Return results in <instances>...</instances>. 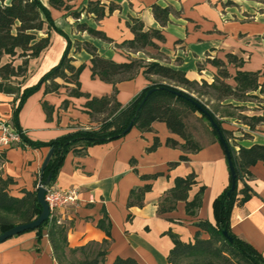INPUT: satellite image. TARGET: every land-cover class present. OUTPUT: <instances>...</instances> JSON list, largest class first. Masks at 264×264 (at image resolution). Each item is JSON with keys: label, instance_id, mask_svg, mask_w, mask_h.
<instances>
[{"label": "crops", "instance_id": "0c3cea01", "mask_svg": "<svg viewBox=\"0 0 264 264\" xmlns=\"http://www.w3.org/2000/svg\"><path fill=\"white\" fill-rule=\"evenodd\" d=\"M10 1L6 0V3ZM49 1L41 0L50 9L57 27L71 40L69 56L72 63L86 65L80 74L81 91L91 97L111 95L115 85L92 76V54L83 46L76 49L77 42H89L97 48L98 55L119 63L130 59L158 61L183 70L187 78L199 82L213 83L217 79L219 67L212 60L220 59L231 75L225 79L228 84L236 86L234 76L237 71H247L259 73V83L264 85V0H66L70 10L52 7ZM91 1H98L104 7L106 16L103 19L98 20L94 13L86 12ZM154 5L170 8L165 25L156 19ZM110 7L113 9L111 12ZM75 10L81 11L79 18L72 14ZM133 20L141 21L144 31H162L164 40H155L158 48L134 51L124 44L135 36L129 26ZM81 23L104 32L108 39L81 30L78 27ZM67 44L64 35L51 32V44L39 57L29 60L22 90L35 85L59 63ZM228 54L237 56L243 61L242 65L229 63ZM21 62L16 61L17 64ZM154 78L157 76L147 78L141 69L135 78L117 83V100L123 105L128 104ZM57 82L63 85L58 92L45 93V86H42L28 97L19 113L22 130L32 140L50 141L80 128H97L105 116L92 117L85 107L88 98L70 96L69 89L74 84L61 78ZM250 93L255 96L252 100L233 97L216 100L225 110H219L217 117L225 129L232 131L231 141L236 149L264 145V121L251 127L240 119L242 115L264 116V92ZM18 96L0 92V121L14 127L12 117L19 102ZM253 98L260 100L254 102ZM65 100L69 101L67 107L64 106ZM43 102L53 107L50 119ZM193 115L205 118L199 112ZM186 125L192 138L201 146L196 152L184 150L180 145L185 140L171 132L165 122L155 121L150 131L143 132L133 127L122 138L88 147L86 154L76 155L70 150L65 155L51 185L62 189L75 187L80 192L75 203L59 210L61 223L68 227L70 247L109 239L106 264H112L117 257H132L141 264H171L168 256L174 242L170 231L180 240L190 242L194 241L198 231L196 221L216 223L214 201L230 183L227 156L213 130L202 136L189 123ZM156 137L161 145L154 151H148ZM169 138L177 140L180 145H168ZM49 150L50 147L32 148L21 143L0 147V175L13 178L14 183L10 185L12 194L22 195L24 190L37 189L41 167ZM182 155H186L188 160H181ZM175 162L179 164L171 166ZM250 171L251 176L245 179L254 193L243 204L234 206L231 227L238 237L264 256V161L256 162ZM193 172L197 182L189 191L188 200H192L205 186L202 205L196 214L187 213L184 200H179L175 209L160 213L159 206L175 186V179ZM146 185L151 188L140 195L143 202L138 204V197H130L131 191ZM130 199L134 200L131 205ZM105 215L111 222V237L98 226ZM202 237L208 238L209 234L202 232ZM0 264L58 262L47 230L41 238H38L37 231L29 230L0 243Z\"/></svg>", "mask_w": 264, "mask_h": 264}, {"label": "trees", "instance_id": "16d2710c", "mask_svg": "<svg viewBox=\"0 0 264 264\" xmlns=\"http://www.w3.org/2000/svg\"><path fill=\"white\" fill-rule=\"evenodd\" d=\"M70 1V0H68ZM52 7L70 10V5L66 0H50ZM88 13H94L98 20L106 16L104 7L100 2L91 1L86 9ZM110 7V12L112 11ZM154 15L162 25L169 19L170 8H163L159 5L153 7ZM72 14L79 18L81 11H72ZM130 28L134 32V38L125 41L124 44L134 50L139 51L147 47L158 48L155 40H164V35L159 29L144 31L141 21L133 20ZM81 30H86L94 36L108 39L104 32L90 27L86 23L78 25ZM56 31L64 35L68 44L57 65L46 72L40 80L33 86L22 90V85L28 74L29 60L39 57L40 54L51 44V32ZM76 49L83 46L92 54L91 70L93 77H99L102 81L115 85L114 93L102 97H91L81 91L80 74L85 68V64L76 66L69 56L72 43L62 29L57 27L50 9L41 0H6L0 2V62L5 57L12 58L10 61L0 65V92L7 94H17L18 105L13 111V123L21 134V144L32 148L50 147L54 149L52 158L42 176V181H47L52 175L51 184L59 172L65 155L73 150L76 155L86 154L88 147L106 143L124 137L126 129L133 122V127H137L143 132L150 131L155 121L165 122L171 132L178 134L184 140V144H179L175 139L169 138L167 144L173 147L180 145L184 150L196 152L201 146L192 138L188 131L184 110L193 113L199 112L205 117L212 130L224 147L226 156L227 149L219 137V132L213 127L204 111H208L219 124L220 130L225 138L228 151L231 154V161L235 169V178L230 171V183L228 187L215 199L214 214L216 223L209 220H198L195 225L198 227L194 241L184 242L178 235L170 231L174 242V247L170 250L168 260L171 264H264V256L251 244L238 237L231 227V214L236 204L241 205L246 202L254 193L247 183L246 177L251 176L250 167L258 161H264V145L255 144L251 147L241 146L236 149L232 131L222 126V121L217 117V113L212 110L208 103L200 97L208 96L209 91L216 93V100L225 97H233L239 100H246L252 95L250 92L259 90L264 92V85L259 83V73L237 71L234 76L236 86L228 84L225 79L231 75L224 63L220 59L212 62L219 67L217 79L213 83L205 80L201 82L190 80L183 70L164 65L158 61L146 62L140 59H130L126 62H116L98 55L97 48L89 42H77ZM229 63L241 66L243 61L233 54L227 55ZM16 59L22 62L15 64ZM150 78L158 76L161 81L152 80L151 84L145 87L128 104L123 105L117 100L118 89L116 84L135 78L141 71ZM22 78V79H20ZM61 78L69 84H74L69 89V95L74 97L86 96L85 103L87 113L92 117L105 114L97 128H80L69 132L50 141H35L30 139L22 130L19 121V113L29 96L45 86V93L58 92L63 86L57 82ZM153 89L144 101L148 92ZM197 94V95H195ZM252 97H255L252 95ZM69 101H64V106H68ZM47 118L50 119L53 107L47 102H43ZM245 123L254 127L256 122L264 121V116L240 117ZM132 127V128H133ZM131 128V129H132ZM160 140L155 138L154 144L148 151H154L160 146ZM181 160H188L186 155L181 156ZM228 165L229 159L227 156ZM135 161V159L133 160ZM179 162L171 163L175 166ZM156 176V175H155ZM148 177V176H144ZM235 180V189L232 190ZM196 174L193 172L185 177H177L175 186L168 192L159 206V212L165 213L175 209L179 200L186 201V210L190 215H195L201 207L205 186H202L192 200H188V193L192 186L196 184ZM14 183L12 177L0 175V234L20 223H27L42 213L43 207L38 201L37 192L24 190L22 195H14L10 192V185ZM243 184L240 187V184ZM151 187L144 186L131 191V198L138 197V204H142V196ZM140 193V194H139ZM230 193V195H229ZM138 195V196H137ZM134 200L129 201L133 204ZM98 226L102 228L108 237H111V222L105 215ZM37 231L38 238L43 236L47 230L53 248V255L58 264H106L109 239L102 243L92 242L87 245L72 248L68 241V227L59 223L56 218H50L33 229ZM227 231V234H225ZM202 232L209 234L208 238L202 237ZM78 254L81 255L78 256ZM112 264H141L132 257H117Z\"/></svg>", "mask_w": 264, "mask_h": 264}, {"label": "water", "instance_id": "95a60500", "mask_svg": "<svg viewBox=\"0 0 264 264\" xmlns=\"http://www.w3.org/2000/svg\"><path fill=\"white\" fill-rule=\"evenodd\" d=\"M152 91H153V89H151L148 92L144 101L147 99V97L149 96V94ZM204 113L208 116L213 127L219 132V137H220L221 141L225 144V147L227 149V156L229 159V166H230V169L232 171L233 177L235 178V169H234V165L231 161V154L228 151V146L226 145V141H225V138H224V136L220 130V126L214 120L213 116L208 111H204ZM133 122L134 121H131V123L128 126V128L126 129L125 133L131 130V128L133 127ZM53 152H54V149L50 148V150H49V152H48V154H47V156H46V158L42 164L41 171H40V182L38 183V186H37L38 201L41 203V205L43 207L42 213L40 214V216H38L37 218H35L34 220H32L30 222L17 224L14 227H12V228L6 230L5 232L1 233L0 234V243L4 242L7 239H9L15 235H18L20 233L36 229L48 219L49 214H50V209H49V205L46 202L45 195H46V191H47V188H46L47 181L48 182L51 181L52 175H49L47 178V181H44V182L42 181V176H43V174H44V172H45V170H46V168H47V166H48V164L52 158ZM234 189H235V180H234L233 186H232V190H234ZM229 195H230V193H229ZM225 234H227V231H225Z\"/></svg>", "mask_w": 264, "mask_h": 264}, {"label": "built area", "instance_id": "2783aa9c", "mask_svg": "<svg viewBox=\"0 0 264 264\" xmlns=\"http://www.w3.org/2000/svg\"><path fill=\"white\" fill-rule=\"evenodd\" d=\"M0 147H10L21 142V134L13 125L8 122L0 121ZM45 199L50 209V218H56L59 223V210L67 205L75 203L79 199L80 192L77 188H57L51 184H46Z\"/></svg>", "mask_w": 264, "mask_h": 264}, {"label": "rangeland", "instance_id": "374dc122", "mask_svg": "<svg viewBox=\"0 0 264 264\" xmlns=\"http://www.w3.org/2000/svg\"><path fill=\"white\" fill-rule=\"evenodd\" d=\"M12 58H10V57H5L1 62H0V65L2 64V63H5V62H7V61H10ZM17 60H19V61H22V59H16V61ZM16 61H15V64H17L16 63ZM20 79H22V78H20ZM161 81V78L160 77H158L157 76V78H154V81ZM207 91H209V94H208V96L206 97V96H204V97H200L204 102H206V103H208V106L212 109V110H214L216 113L217 112H219V110H220V112H223V111H225V110H223L219 105L220 104H218V102L216 101V93L215 92H213L212 90H207ZM195 95H197V94H195ZM251 97H249V98H251V100H252V95H250ZM253 100H254V102H257L258 100H260V99H255V98H253ZM231 111H233V109H230ZM235 112V111H234ZM237 112V111H236ZM238 113V112H237ZM183 115H184V118H185V120H186V122L187 123H189V125L192 127V129L193 130H195V132H198L200 135H202V136H206L207 135V133H206V131H208V130H212V128H211V126L209 125V123H208V120L206 119V118H196V117H194V115H193V112H191V111H189V110H184V112H183ZM206 121V122H205ZM205 123V124H204ZM78 256H80L81 257V255L80 254H78Z\"/></svg>", "mask_w": 264, "mask_h": 264}]
</instances>
